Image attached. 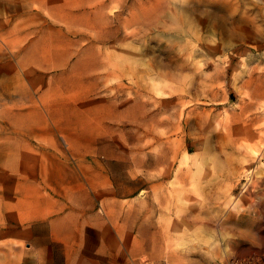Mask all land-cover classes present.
<instances>
[{"label":"rangeland","instance_id":"rangeland-1","mask_svg":"<svg viewBox=\"0 0 264 264\" xmlns=\"http://www.w3.org/2000/svg\"><path fill=\"white\" fill-rule=\"evenodd\" d=\"M264 264V0H0V264Z\"/></svg>","mask_w":264,"mask_h":264},{"label":"built area","instance_id":"built-area-1","mask_svg":"<svg viewBox=\"0 0 264 264\" xmlns=\"http://www.w3.org/2000/svg\"><path fill=\"white\" fill-rule=\"evenodd\" d=\"M233 264H255L251 259H238Z\"/></svg>","mask_w":264,"mask_h":264}]
</instances>
